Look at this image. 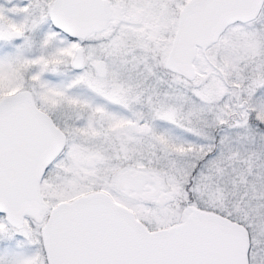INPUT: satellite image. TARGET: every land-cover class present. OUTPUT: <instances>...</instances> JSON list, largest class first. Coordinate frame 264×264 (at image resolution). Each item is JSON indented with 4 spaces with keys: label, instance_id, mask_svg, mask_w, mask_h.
I'll list each match as a JSON object with an SVG mask.
<instances>
[{
    "label": "snow or ice",
    "instance_id": "snow-or-ice-1",
    "mask_svg": "<svg viewBox=\"0 0 264 264\" xmlns=\"http://www.w3.org/2000/svg\"><path fill=\"white\" fill-rule=\"evenodd\" d=\"M0 264H264V0H0Z\"/></svg>",
    "mask_w": 264,
    "mask_h": 264
}]
</instances>
